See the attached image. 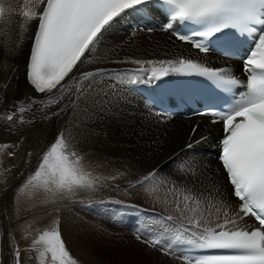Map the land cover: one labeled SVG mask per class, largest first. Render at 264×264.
<instances>
[{
  "label": "snow or ice",
  "instance_id": "1",
  "mask_svg": "<svg viewBox=\"0 0 264 264\" xmlns=\"http://www.w3.org/2000/svg\"><path fill=\"white\" fill-rule=\"evenodd\" d=\"M35 3L38 11L23 13L27 21L36 22L34 34L28 36L32 43L26 79L35 92L47 96L51 103L57 105L64 100L63 93L69 81H75L74 91L84 97L93 81L106 75L103 68L81 72V66L89 61L119 18L125 16L142 18L162 11L167 21L162 30L200 53L207 54L212 43L228 55L244 53L246 83L229 68H212L193 59L131 60L136 65H160L159 69L153 68L144 77L148 83L162 81L170 74L196 76L206 78L227 94L225 107L197 114L210 115L213 117L212 124L222 125L224 135L219 141L218 160L231 195L237 198L238 212L229 215L227 209L230 205L223 199L221 187L215 183L208 184L204 191L194 192L196 184L200 183L197 174L199 165L195 161L188 165L182 163L177 170L185 180L191 181L190 186L180 185L174 178L161 175L158 169L148 171L131 186L144 187L150 196V185L162 186L166 195L163 199L155 196L154 201L165 206L166 211L167 206L172 205L178 213V217H161L164 226L159 233L149 234L150 239L143 241L146 245L164 255H173L183 244L235 253L206 256L194 262L181 253L177 258L188 261V264H264V0H35ZM4 11L0 3V17H3ZM181 27L188 31L182 32ZM23 32L29 33L30 28L25 27ZM23 42L22 36L17 49L22 47ZM76 73H80L79 78ZM139 82L138 79L127 81L129 84ZM238 86H244L246 91L235 97L233 90ZM72 103L75 104V101ZM16 111L14 106L13 114L6 117L10 124L17 120ZM18 111L22 113L25 109L19 108ZM64 111V108H59L52 115H60ZM19 119L24 123L22 116ZM198 128L199 125L192 127L186 148L192 149L207 139L204 136L199 140L192 139ZM67 139L66 143L63 132L57 134L43 152L34 173L21 186V191L32 185L53 197L63 198L75 195L79 190H94L97 178L83 169L82 158L75 150V144L71 143L70 135ZM8 155L14 153L9 152ZM201 187L204 185L201 184ZM212 208L217 214L223 213V223L217 222L216 228L206 226L213 219ZM244 217H254L258 226L240 228L239 221ZM177 224L180 228H176ZM228 225L234 227L229 228ZM172 231L174 237L167 236ZM185 233L191 235L185 236ZM31 247L40 258L50 254L49 264H78L66 248L58 227L43 231L32 241ZM13 256L15 264H20L18 246L13 247Z\"/></svg>",
  "mask_w": 264,
  "mask_h": 264
},
{
  "label": "bare ground",
  "instance_id": "2",
  "mask_svg": "<svg viewBox=\"0 0 264 264\" xmlns=\"http://www.w3.org/2000/svg\"><path fill=\"white\" fill-rule=\"evenodd\" d=\"M0 3L3 4L5 9L4 15L1 17L0 33V142L2 143V146H6L8 144L16 145V148H12V151L15 153L17 152L18 145L21 146L25 142V146H27L28 144L31 145L33 142L37 143V145L35 144L36 146L39 145L38 151L40 154L41 152L47 150L54 138L57 137L58 133H64L66 137V143L68 142L67 138L70 135L71 143L75 144V150L82 158L83 169L90 173L91 177L97 178L94 190H87L90 199L92 198L94 201H97L99 195V198H101L99 201H102L104 197L108 200V195H110V192H121L122 194L120 197H122V199L127 202V206L131 207L142 204L144 198L143 194H140L139 191L145 192L144 187H132L131 185L135 184L136 180L141 178L148 171L152 169H158L159 172L161 171L160 173H162L165 167L173 165L178 160H182V163L185 165H188L191 161H195L196 164L199 165L197 170V174L200 179L199 184L200 186L201 184L204 185V187H201V190L198 192L204 191L208 184L215 183L217 186L221 187V190L224 193L223 199L228 205H230V207L227 209L229 215L233 216L237 213V202L230 195V187L227 186L225 175L219 164L215 160L208 159L194 151L184 150V146L187 144L189 139L192 123L195 122L199 124L197 133L192 138L193 140H196L207 134L211 135L210 138L201 144V146L204 147H209L213 140L219 138L221 135V126L218 124L211 125L205 118H195L192 120H183L178 118L172 120H163L162 118L157 117L152 111H149L142 100H140L139 96L129 88L130 84L127 83V81L129 79H138L141 81L139 83L146 82L144 77H146L148 70L153 69L151 67L153 64L149 66L130 65L129 62H131V59H129V62L127 61L125 63H118V65L115 67H109L108 63L111 65V62L113 61H123L121 59L117 60V57H114L113 59L115 60L109 58L103 63L94 65V55L96 51L98 49V51H101V53L109 51V49H111V44H113V39H126L128 41V45H130L129 42H132V39L130 38V36L133 35L132 32L136 35H142L144 31H149L143 28H137L135 31L129 32L130 35L126 34L125 30L128 29V26H132L136 22L141 21V17L133 15L119 18L118 22L109 31L111 32L109 35L110 39L98 45L97 50L89 57V61L85 62V64L81 66V72L95 71L97 68H103L106 70V75L97 77L93 81L92 86L87 89V94L84 97L78 96V94L74 91L75 81H69L68 87L63 93L64 100L59 105H57L51 103V100L43 94H34L27 84L26 61L29 56V48L32 42L28 36L34 34L36 22L27 21V18L23 16V13L25 11L31 12L33 10H39L35 0H0ZM20 19L24 21L26 27L30 28V32L24 33L23 29L25 27L21 29L18 25H13L14 27L16 26L20 34V37L18 38L15 37V31H13V26L11 24L12 21H21ZM22 36L24 41H26V46L23 51V62L26 50L28 51L25 64H23L22 61L20 63H17L16 61V56L18 55V49L16 46L18 41H21ZM134 36L135 35H133V37ZM155 36H157L159 39H164L165 41L167 40L172 47L179 50V53H181L180 55H188L193 60L194 58L204 59L200 62L206 66L210 65L215 66L216 68L226 67L239 69L241 67L239 63L234 61L218 58L212 55H200L198 52L192 51L188 46L182 45L175 41L168 33H162L157 30ZM12 41H14V43H12ZM113 49L114 48H112V50ZM161 60L163 59H160V61ZM154 64L159 66L158 63ZM79 76L80 73H76V77L79 78ZM6 84L8 85L7 88H5ZM111 96L114 97L117 103L112 105L106 111L102 112L103 114L98 118L94 117L90 112L91 109L89 110L88 108L90 104L89 101L91 99L98 100ZM72 101H75V104H73ZM14 106L17 109L15 112L17 120L15 123L10 124L6 117L13 114ZM19 108H24L25 111L21 113L18 111ZM59 108H64L65 111L60 115L53 116L52 113L57 112ZM21 116L23 117L24 122H30L25 127L22 125V128L20 127L21 121L19 119ZM93 126H95L96 129H91ZM108 127L114 128V130H116L124 140L128 142L130 141L135 151L133 150V153H128L124 147H118V145L113 142L111 135L105 132ZM153 132H155V135H153ZM153 145L164 147L165 151L161 154L156 153L155 155L153 153L151 154L150 151L147 152L145 147H152ZM142 147L146 149V155L150 158H153L155 161V165H153L154 167H152L150 170L141 169L133 165V159H137V154L139 152L138 150ZM142 150L144 151V149ZM12 151L8 150L6 153H2V151L0 152V160H7V163H3L0 166V174H10L9 172L14 165H11L9 162L14 160L16 162L19 161L16 160L18 154H15V159H9L7 156H5ZM25 152L27 153V151ZM36 158H38V156H36ZM182 163L179 165L180 167ZM32 167V161L30 162V157H28L24 166V172L26 176H28L29 172L34 171V168ZM30 169H32V171ZM110 169L111 171L108 172ZM23 180L25 179L23 178ZM16 185L14 188H18L19 185L21 188L23 184L20 183L18 187H16ZM149 187L152 189V195L150 196L147 193L146 198L150 201H154L155 196H159L161 199H163L166 195V191L162 186L153 184ZM131 190H135L134 192L136 195L131 193L130 197L129 192H131ZM24 191L30 193L43 192L42 189L38 190L33 188H29L28 190L24 188ZM86 195L87 194H85V196ZM138 196H141L143 199L140 200ZM92 199L90 201H86L92 203ZM82 202L84 203V199ZM76 205H78L77 202ZM170 206L173 207L172 205ZM170 210L174 211V207ZM211 212L213 215L214 224H207L206 226L209 228H216L217 222L221 224L223 223V213L221 211V213L217 214L214 208L211 209ZM185 214L188 215L189 213ZM172 215L178 216V213L176 212ZM205 215H207V211L205 212ZM151 216L153 217L154 223L149 220L148 215H144L139 218L140 226L142 228L159 233L165 222L160 221L158 219L159 216L156 214H152ZM95 225L98 224L95 223ZM27 229L29 230V228ZM21 246L23 248L25 247V244H22ZM150 249L151 250L149 253L151 256H145L148 258H153V255L158 253L152 247H150ZM152 250H155L154 254L151 253ZM36 254L30 255L34 257ZM75 255L76 256L74 259L78 261V264H110L103 259L100 253L96 251H92L87 255H83L82 253H75ZM158 255V257H154L155 259L153 258L155 261L151 264H185L180 258L176 257V259L170 260L168 257V261H166L167 257L162 256L161 253Z\"/></svg>",
  "mask_w": 264,
  "mask_h": 264
},
{
  "label": "rangeland",
  "instance_id": "3",
  "mask_svg": "<svg viewBox=\"0 0 264 264\" xmlns=\"http://www.w3.org/2000/svg\"><path fill=\"white\" fill-rule=\"evenodd\" d=\"M19 22L12 21L11 25L12 26L18 25L21 29L26 27V24L24 23L23 20ZM13 31H15L14 32L15 37L19 38L20 34L16 26L15 27L13 26ZM156 33H157L156 29L151 31H144L142 35H136L132 32V34L135 36L134 37L133 35L130 36V38L132 39L131 40L132 42H129L130 45H128V41L126 39L123 40L113 39L112 43L114 45L111 44L110 46L111 49H109V51L104 53L103 52L101 53V51L99 52L98 51L99 49L96 51L94 55L95 57L94 65H97L98 63L99 64L103 63L106 59L109 58L113 59L114 57L115 58L117 57V60L121 59L123 61L127 59L126 61L128 62L130 61L129 59L131 60L133 59L132 57H136L134 59L143 60V58L140 57L141 54H148L150 53V51H156V53H158L159 55L153 61H158V60L160 61V59L176 60L177 55L179 54V50L172 47L167 40L165 41L164 39L157 38V36H155ZM110 34L111 33L106 34L102 43L110 39L109 36ZM20 42L21 41H18V43ZM12 43H14V41H12ZM25 46H26V41H24L23 46L18 49V55L16 56L17 63H20L23 60V51ZM30 48H29V54H30ZM112 48H114L115 50L113 49L114 50L113 51ZM27 52L28 51L26 50L24 62L22 61L23 64H25L27 58L26 57ZM140 52H144V53H140ZM194 60L200 62L204 59L194 58ZM26 62H28V59ZM111 63H110L111 65H109L108 63L109 67H115L118 65V63L117 64H114V62ZM129 64L136 65L132 62H129ZM145 65L149 66L152 64H144V66ZM151 67L159 69L160 65L158 66L153 64ZM212 67L216 68L215 66ZM91 100L89 101L90 104L88 108L89 110L91 109L90 111L91 114L96 118L101 116L103 114L102 112L106 111L112 105L117 103L113 96L106 97L104 99H98V100L91 99ZM29 123H30L29 121L21 123L20 127L22 125L25 127ZM91 129H96V127L93 126L91 127ZM105 132L111 135L113 142H115V144H117L118 147L119 146L124 147V149H126L128 153L131 152L133 153L135 151L132 143L130 141L128 142L124 140L123 137L119 133H117L116 130H114V128L108 127L105 130ZM153 135H155V132H153ZM1 144L2 143L0 142V152L2 151V153H6L8 150L12 151L13 147H5L2 146ZM35 144L37 145V143L32 142L31 145L28 144L27 146H25V142H24L21 146L19 145L17 146V152L14 153V151H12L14 155H5L9 159H15L16 156L15 154H18L16 160L19 161L16 162L14 160L9 162L11 165H14L12 166L9 172L10 174L8 175L0 174V264H15V260L13 256L14 246L19 247L20 264H25V261L26 264H43L44 262H46V260L47 262L44 264L47 263L49 264L48 260H50V254H47L45 257H43V259H40L39 253L31 247L32 244L31 241L37 239L38 236L43 233V231L53 230L57 227L61 238L65 242L66 248L68 249L71 257L73 258H75L76 256L75 253H82L83 255H87L90 254V252L92 251H96L100 253L103 259L109 262L110 264L154 263L155 261L154 257H158L159 256L158 254H160L161 252L156 250L158 254H154L155 251L152 250L151 253L154 254L153 255L154 259L145 256V255L151 256V254L149 253L151 249L143 241L137 238L138 234L136 229L139 227V222L137 217L140 214L137 208H142V210L145 213L149 214L150 216L152 214H156L158 216L160 214H161L160 216H168V215H172L173 213H176L175 210L174 211L170 210L173 207L168 205L166 211L165 206H162L160 203H157L155 201H150L149 199H147L146 191L143 192L139 190H138L139 193L143 194L144 199L141 196H138V198L140 200L143 199L144 201L142 202L141 205L138 206L136 205L137 208L136 206H132V207L127 206L126 205L127 202H125V200L122 199V197H120V195L122 194L121 192H116V193L110 192L109 193L110 195H108L109 197L107 196L108 200L104 197L103 198V200L105 199L104 201L103 200L99 201L101 200V198H99L100 196L98 195L97 201H94L91 198L93 200L91 203L89 202L91 199L88 195L87 190L77 191L75 195H66V197L63 198H61L60 196L53 197L51 194L44 193L42 191L37 193H30L24 191V188H26L27 190L29 188L36 189L32 185L31 186L28 185L27 187H24L23 190L21 191L19 184L21 183L24 185L26 179L31 174L34 173V171L29 172L28 176H26L24 172V166H25V162L27 161V158L30 157V162L32 161V165H33L32 168H34L35 170L36 167L38 166V161L40 160L43 154V152L39 154L38 151L39 145L36 146ZM11 145L14 144H8L6 146H11ZM145 148L147 149V152L150 151L151 154L153 153L154 155L156 153L161 154L165 151L164 147H159L158 145H153L152 147H145ZM145 148L142 147L138 150L139 152L137 154V159L136 158L133 159L134 161L133 165L141 169L150 170L152 167H154L153 165H155V161L153 158H150L146 155ZM142 149H144V151ZM25 151H27V153ZM36 156H38V158H36ZM0 163L1 166L3 163L4 164L7 163V160L4 161L0 160ZM181 163L182 160H178L173 165L165 167L161 175L174 178L175 181L180 185L190 186L191 181L189 182V180H185L181 174L178 175L177 170L180 168L179 165ZM30 170L32 171V169ZM110 171L111 169L108 172ZM23 178L25 180H23ZM14 184L16 185V187H18L19 185V187L14 188L15 187ZM196 185L197 186H195L194 192H198L199 190H201L200 184L197 183ZM134 191L135 190H131V192H129L130 197H131V193L136 195ZM85 194L87 195L85 196ZM83 199H84V203L82 202ZM86 200H89L88 201L89 203ZM76 202L78 203V205H76ZM174 217H178V216H174ZM95 223L98 225H95ZM27 228H29V230ZM22 244H25V247L22 248L21 246ZM30 254L33 255L36 254V255L33 257ZM161 255L167 257L166 261H168V257L170 260L176 259L177 257L174 255H164L162 253Z\"/></svg>",
  "mask_w": 264,
  "mask_h": 264
}]
</instances>
